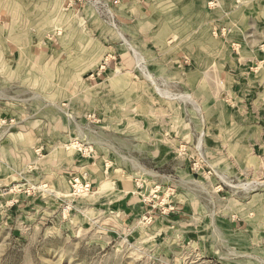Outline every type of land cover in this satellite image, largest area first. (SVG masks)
Returning <instances> with one entry per match:
<instances>
[{"label": "rangeland", "instance_id": "1", "mask_svg": "<svg viewBox=\"0 0 264 264\" xmlns=\"http://www.w3.org/2000/svg\"><path fill=\"white\" fill-rule=\"evenodd\" d=\"M0 264H264V0H0Z\"/></svg>", "mask_w": 264, "mask_h": 264}, {"label": "crops", "instance_id": "2", "mask_svg": "<svg viewBox=\"0 0 264 264\" xmlns=\"http://www.w3.org/2000/svg\"><path fill=\"white\" fill-rule=\"evenodd\" d=\"M243 223H245V220H243Z\"/></svg>", "mask_w": 264, "mask_h": 264}]
</instances>
